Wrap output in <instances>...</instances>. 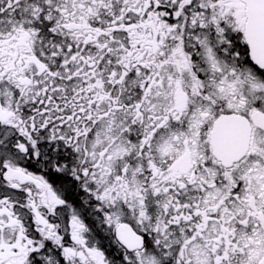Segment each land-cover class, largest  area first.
<instances>
[{
  "label": "snow or ice",
  "instance_id": "1",
  "mask_svg": "<svg viewBox=\"0 0 264 264\" xmlns=\"http://www.w3.org/2000/svg\"><path fill=\"white\" fill-rule=\"evenodd\" d=\"M0 264H264V0H0Z\"/></svg>",
  "mask_w": 264,
  "mask_h": 264
}]
</instances>
